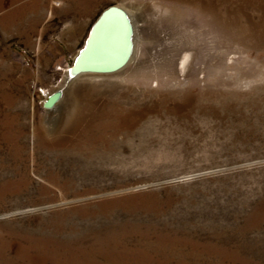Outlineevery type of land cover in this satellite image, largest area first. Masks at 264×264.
<instances>
[{"label": "rangeland", "instance_id": "374dc122", "mask_svg": "<svg viewBox=\"0 0 264 264\" xmlns=\"http://www.w3.org/2000/svg\"><path fill=\"white\" fill-rule=\"evenodd\" d=\"M113 4L137 59L66 82ZM0 264H264V0H0Z\"/></svg>", "mask_w": 264, "mask_h": 264}, {"label": "bare ground", "instance_id": "6f19581e", "mask_svg": "<svg viewBox=\"0 0 264 264\" xmlns=\"http://www.w3.org/2000/svg\"><path fill=\"white\" fill-rule=\"evenodd\" d=\"M122 7L131 19L132 34V51L127 62L111 72H96L80 70L78 64L87 59L88 63L100 64L101 66L110 65L117 62L126 49V25L125 22L117 14H108L99 23H97L104 11L111 6ZM157 9V8H156ZM97 23V24H96ZM140 25L136 23L135 17L131 10L123 4H113L105 8L97 17L91 26L92 35L87 37L84 46L78 50L75 55L74 63L67 70L66 82H70L81 76H99L107 74H120L129 64L137 59L136 54V30ZM94 27V28H93ZM90 30V31H91ZM189 53V52H188ZM190 56V55H189ZM189 56H184L182 60L183 67L187 65ZM54 93V92H53ZM51 93V94H53ZM61 98L53 105L48 106L49 110H54Z\"/></svg>", "mask_w": 264, "mask_h": 264}, {"label": "water", "instance_id": "95a60500", "mask_svg": "<svg viewBox=\"0 0 264 264\" xmlns=\"http://www.w3.org/2000/svg\"><path fill=\"white\" fill-rule=\"evenodd\" d=\"M110 15V14H117L120 16V18H122V20L125 22L126 25V49L123 52L122 56L120 57V59L110 65H104L101 66L100 64H94V63H88L87 59L84 60L82 63L78 64V67L80 68V70H84V71H96V72H111L116 70L117 68H120L121 66H123L132 51V34H133V29H132V24H131V19L129 18L127 12L122 8V7H117V6H111L109 9H107L106 11L103 12V14L101 15L99 21L97 23H99L104 17H106V15ZM96 23V24H97ZM94 28V27H93ZM92 35V30L89 33V39L90 36ZM87 39V43L88 40ZM61 97V91H56L53 94L50 95V97L47 99L45 106H51L53 105L57 100H59Z\"/></svg>", "mask_w": 264, "mask_h": 264}]
</instances>
